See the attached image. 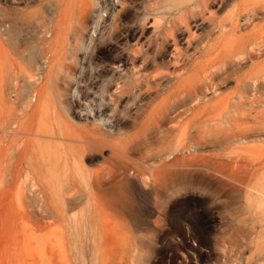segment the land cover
<instances>
[{"label": "rangeland", "instance_id": "rangeland-1", "mask_svg": "<svg viewBox=\"0 0 264 264\" xmlns=\"http://www.w3.org/2000/svg\"><path fill=\"white\" fill-rule=\"evenodd\" d=\"M177 1L166 0L165 5ZM63 2L71 11L61 18ZM146 2L0 0V264H255L261 250L255 238L262 227L249 232V222L240 223L225 209L226 194L211 192L216 180L226 182L227 167L219 172L192 168V177L175 187L179 192L172 198L157 195L150 164L176 157V142L190 137L191 111H177L175 128L170 127L173 137L169 134L162 143H152L151 133L147 139L137 137L135 120L148 117L179 84L195 88L197 79L211 72L219 81L199 94V107L227 96L231 110L240 97L246 104L239 115L214 124L218 133L238 136L228 142L221 135L220 148L199 152L222 153L221 161L230 156L260 159L264 79L257 83L261 92L250 80L238 86L237 79L264 70V42L248 56L203 72L210 57L203 47L218 35L217 29L209 33L214 25L204 26L208 21L192 15L189 30L184 25L176 29L174 44L150 28L152 23L143 24ZM259 4L264 6V0ZM232 10L214 6L205 18L212 12L222 19ZM251 24L240 33H264V8ZM132 49L145 54L140 61ZM134 73L140 82L131 88ZM182 100L188 107L195 104L193 96ZM245 127L262 130L245 139L239 136ZM97 140L120 148L127 142L141 145L131 158L146 161L142 167L148 198L115 184L112 150L91 149V141ZM83 149L82 177L74 160ZM261 172L249 169L255 178ZM95 174L103 180L101 194L91 184ZM72 180L78 183L77 193L67 191ZM118 200L124 207L116 205ZM246 206L243 194L230 207L243 211ZM241 226L247 231L237 236ZM261 237L264 244V234Z\"/></svg>", "mask_w": 264, "mask_h": 264}, {"label": "bare ground", "instance_id": "bare-ground-1", "mask_svg": "<svg viewBox=\"0 0 264 264\" xmlns=\"http://www.w3.org/2000/svg\"><path fill=\"white\" fill-rule=\"evenodd\" d=\"M63 3H65V5L63 7L61 5V18H64L71 11L70 5L66 2ZM165 4L166 0H147L144 7L143 18V24L145 23L149 25L152 23L150 28L154 27L155 30L160 31L164 36V40L172 38L174 44H177V39L174 35L176 29L180 25H184L186 29L189 30V20L192 15L194 17L195 15L201 16L203 21H208L203 23L204 26L206 23L214 25V28H211L209 33L213 32L214 29H217L218 35L213 40V43H206V46L203 47L204 55L210 54L203 72L208 73V71L215 66L230 64V60L233 57L248 56L252 49L259 47V45H262L264 42V33L260 30L255 29L250 33H240L243 27L250 25L252 20L257 19L260 15V10H262L264 6L259 4V0H178L171 7H166ZM214 6L219 9H225L232 6L233 10L228 16L222 19H217L214 13L209 12V17L206 19L205 13ZM166 16H170V19L167 20ZM41 23L42 22H37L36 25ZM131 52L134 59L138 61H140L145 55L140 49H132ZM130 79L131 88L136 87L137 83L140 82L137 73H134ZM263 79L264 70L255 76H240L237 79V85L239 86L241 84L250 83L247 82V80H250L253 82L251 86L253 85L256 90L261 92L260 88L262 85L259 87V84L257 83ZM218 81L219 80L212 77L210 72V74H206L197 79V85L195 88L183 87L179 84L175 89L171 90L168 96L164 97L150 110L148 117L139 121L138 119L135 120V124L138 125L137 137L147 139L148 133H151L150 136H152L150 138L154 139L151 141L152 143H162L168 138L169 134L171 135L173 133L170 127L173 126V128H175L178 118L177 111L181 108L191 111V117L187 122V130L190 131V137L185 141L179 142L178 140L176 142V145L172 148L176 157L168 162V159L166 161L162 159L158 165L150 164L153 177L152 182L157 185V195L172 198L174 194L179 192L175 187L192 177V173L188 172L191 171L192 168L203 166L208 169L213 167L215 171L219 172L220 169L227 167L229 173L226 175V182L221 179L216 180L211 188V192L215 195L222 193L226 194L229 201L226 202L227 205L225 206V209L228 210L230 214L232 213L235 215L240 223L249 222L251 224V227L248 228L249 232H256V227H262V229L258 231V237L255 238V245L258 250H261L257 251L256 257H254L253 260L255 261V264H263L264 244H261L260 242L262 240L261 236L264 234V156L258 160L230 156L226 161H221L222 153L202 154L199 152V150L204 147L217 146L220 148V141L222 139L220 137L221 135H224L228 142L238 136V134L227 136L224 132L218 133L214 124H223L224 121H228L231 116L239 115L241 112L239 108H243L246 104L242 101L243 97H240L239 100L234 103V110L229 109L231 107V102L228 96L220 98L214 105H204L199 107L198 102L201 100L199 94L202 93L204 88H210V85L215 84ZM147 83L148 86H150V81ZM148 90H151V87H149ZM188 96L194 97L195 104H193V107H188L184 104V100H182L183 97ZM220 104L223 105V109L217 108ZM262 113H264V111H262ZM191 129H194V131L191 132ZM260 130L262 129L259 127H245L244 132L240 133L239 136L245 139L251 136L250 134L258 136L257 134ZM171 136L173 137V134ZM91 143V149L99 150L100 148H111L112 158L109 161L114 168L112 173L114 176V182L117 186L129 187L141 198L149 197V194L145 192L148 189L146 190L145 168L143 169L142 167L146 161L143 158H138L136 161L131 158L132 153L138 151L139 146L141 145L138 144L139 146L136 147L132 142L130 144L127 142V144L120 148L116 144H110L105 140L91 141ZM80 150H77V152ZM186 152L188 154H186ZM84 157L85 150L83 149L74 160V166L79 170V174L82 177L83 170H81L82 167L80 166V161ZM236 163L239 165L236 166ZM250 168L255 172H262L257 175V178H255L254 174L249 173ZM91 184L95 186L96 193L101 194L103 180L99 174H95L92 177ZM67 191L77 193L78 183L75 180H72L69 183V189ZM243 194L247 200L246 208L241 211L238 207H230L231 205L236 204ZM116 205L124 207L123 200H118ZM143 212L147 214L145 210ZM106 224L107 223L104 225L105 237H107L109 233ZM87 227L88 230H90L89 225H87ZM237 231L238 236L239 233H246L247 229H245L244 226H241L237 228ZM231 238L233 237H230V239Z\"/></svg>", "mask_w": 264, "mask_h": 264}]
</instances>
